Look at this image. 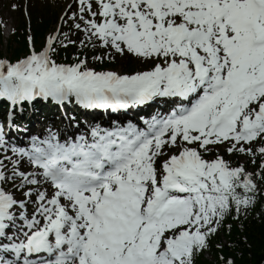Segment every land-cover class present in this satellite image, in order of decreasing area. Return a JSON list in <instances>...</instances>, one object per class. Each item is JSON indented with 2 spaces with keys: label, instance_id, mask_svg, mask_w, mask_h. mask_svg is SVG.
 Returning <instances> with one entry per match:
<instances>
[{
  "label": "snow or ice",
  "instance_id": "snow-or-ice-1",
  "mask_svg": "<svg viewBox=\"0 0 264 264\" xmlns=\"http://www.w3.org/2000/svg\"><path fill=\"white\" fill-rule=\"evenodd\" d=\"M74 4L42 50L30 34L27 56L0 58V264H196L264 200V0ZM77 44L149 67L57 62Z\"/></svg>",
  "mask_w": 264,
  "mask_h": 264
},
{
  "label": "trees",
  "instance_id": "trees-1",
  "mask_svg": "<svg viewBox=\"0 0 264 264\" xmlns=\"http://www.w3.org/2000/svg\"><path fill=\"white\" fill-rule=\"evenodd\" d=\"M52 16H42L39 19L34 18L35 34L38 39H42L45 31L50 26ZM1 35V30H0ZM26 29L23 26L16 34V41L19 47H11L14 57L19 56L27 50L25 43ZM59 57L68 60L74 59L77 53L76 46H69L66 49H58ZM3 53L0 51V55ZM231 228L224 226L223 231L227 237V242L218 247L216 242L218 238L212 242L211 251L214 253L215 262L210 261L205 253L198 256L196 264H223L221 258H230L235 264H264V203L259 201L253 210L252 215L247 218H241L239 221L230 223Z\"/></svg>",
  "mask_w": 264,
  "mask_h": 264
},
{
  "label": "rangeland",
  "instance_id": "rangeland-1",
  "mask_svg": "<svg viewBox=\"0 0 264 264\" xmlns=\"http://www.w3.org/2000/svg\"><path fill=\"white\" fill-rule=\"evenodd\" d=\"M67 2L68 0H65L64 2H62V0H57L56 2H54V5L60 6L62 8L60 12H62ZM16 3L17 1H15V3H12L11 0H0V23H2L4 27V39L0 40V49L4 51L8 57H10L9 54V39L11 38L10 34L15 29L17 25V18L19 16ZM55 28H56V24L53 25L52 29H50L48 35H50L52 31L55 30ZM89 67H92L90 63H89ZM115 70L120 72L126 71L125 69H123V64H121L120 67L115 68ZM37 125L39 127L43 126L42 122H38ZM241 158L244 160V156L241 155Z\"/></svg>",
  "mask_w": 264,
  "mask_h": 264
}]
</instances>
